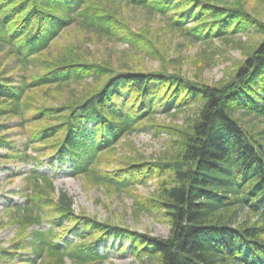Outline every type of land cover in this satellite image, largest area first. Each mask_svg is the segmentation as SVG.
Instances as JSON below:
<instances>
[{
    "label": "trees",
    "instance_id": "1",
    "mask_svg": "<svg viewBox=\"0 0 264 264\" xmlns=\"http://www.w3.org/2000/svg\"><path fill=\"white\" fill-rule=\"evenodd\" d=\"M117 3L162 15L192 42L249 30L262 38L248 48L239 41L244 59L215 85L177 71L88 60L81 46L51 52L72 25L97 39L117 35L141 46L138 35L119 25ZM32 90L39 91L36 101ZM65 93L69 99H53ZM186 109L194 113L181 124L155 122L159 112L174 121ZM1 116L18 120L0 122V150L9 158L40 164L47 154L70 162L89 184L116 191L154 182L151 196L135 204L160 213L170 230L157 237L78 213L72 197L56 193L53 180L33 166L25 201L9 204L6 223L17 232L9 247L0 243V264L29 246L31 264H101L108 254L100 244L114 238L128 240L131 254L150 264H264V125L245 120L253 116L264 123V21L241 1L0 0ZM30 123L35 125L26 130ZM12 126L26 130L23 149L8 133ZM147 127L167 138L160 156L138 155L132 146L111 165L127 136ZM33 144L32 156L27 149ZM45 218L48 228L40 226Z\"/></svg>",
    "mask_w": 264,
    "mask_h": 264
},
{
    "label": "rangeland",
    "instance_id": "2",
    "mask_svg": "<svg viewBox=\"0 0 264 264\" xmlns=\"http://www.w3.org/2000/svg\"><path fill=\"white\" fill-rule=\"evenodd\" d=\"M213 1L219 4L241 1L249 13L264 21V0ZM114 8L118 14L119 25H126L132 33L138 35L142 39L141 46H131L127 42L119 40L117 35H108L97 39L77 25H72L63 30L54 40L51 52L60 55L64 49L76 51L81 46L89 53V56L85 55L88 60L97 58L98 61L110 62L115 67L126 63L131 68L142 71L162 69L168 72L177 71L187 77L199 78L201 82L215 85L228 80L234 72L236 63L244 59L239 41L243 42L244 48H248L254 46L262 38L253 30H249V34L238 33L227 39L214 38L210 42H192L186 39L182 33L170 29L167 20L162 15H152L142 7L126 6L122 3H117ZM18 72L14 74L17 76ZM79 90L80 87L70 92V96ZM29 96L36 101L39 91H30ZM69 97L65 93L64 96L59 95L53 99L58 103L61 99H69ZM193 113L192 109H186L172 121L165 113L159 112L155 116V122L181 124ZM245 120L256 123L258 127L264 125L260 119L258 121L253 116H247ZM17 121L16 118L0 117V122H4L6 125H12ZM34 125L35 123L25 124L26 130ZM26 130H19V127L12 126L8 131L19 149H23L24 133L27 135ZM166 143V136L164 134L157 135L154 128L139 129L127 136L125 143L119 146L111 165H116L119 161L116 162L115 159H120L125 154L128 155L131 153L130 149L133 148L138 155L142 154L147 158L160 156L161 152L165 150ZM33 147H35L34 144L27 149V153L32 156L35 155ZM42 150L45 153H50L44 146ZM0 154V243L4 247H9L12 244L11 240L17 232L14 225L6 223L8 208L12 206L9 204L25 201L23 194L26 186L25 180L33 166L53 180L56 193L65 190L72 197L73 209L76 212L86 213V215L99 220L122 225L152 236L167 237L169 234L170 224L164 216L155 211L138 210L135 204L139 197L151 196L155 188L154 182L141 184L129 190L116 191L101 183L99 185L89 184L86 178L73 173L70 162L60 163L55 158L47 157V154H41L42 163L40 164H36L34 160L27 162L21 157L9 158L4 149L0 150ZM244 214L245 211H241L240 217H243ZM40 226L48 228L49 220L45 218ZM29 230L27 229V231ZM72 234L75 235V232L72 231ZM64 235L67 237L69 234ZM121 245L126 248L121 249ZM129 248L128 240L120 238L100 244V250L108 254L101 264H150L147 260L136 259ZM18 253V256H12L7 261L3 260L1 264H31L27 259L34 256L32 247L19 250Z\"/></svg>",
    "mask_w": 264,
    "mask_h": 264
}]
</instances>
